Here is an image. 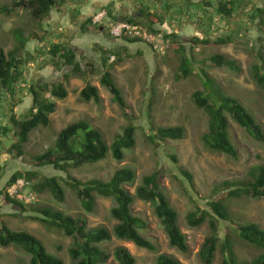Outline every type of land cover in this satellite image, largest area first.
Masks as SVG:
<instances>
[{"label":"rangeland","instance_id":"1","mask_svg":"<svg viewBox=\"0 0 264 264\" xmlns=\"http://www.w3.org/2000/svg\"><path fill=\"white\" fill-rule=\"evenodd\" d=\"M56 1L58 4L62 2V0ZM141 1L143 2L141 5L145 3L146 7L158 11L160 4L158 0H152L151 4L146 0ZM207 1L216 6L217 0ZM12 2L13 0H0V7L11 5ZM74 2L77 3V0ZM83 2L84 0L76 7L79 16L82 13ZM131 3L132 1H126V10L131 9ZM168 3L175 6L173 13L176 15L182 9L193 8L191 7L192 4H184L185 0H161L162 6ZM263 4L264 0H239L236 2V11H239L233 20L235 23L227 24L215 19L219 27L217 33L213 32L216 34L215 36L228 34L232 37V42L226 45H216L214 42L209 45H200L194 53L192 52L197 64L195 63L196 69L191 76L178 78L181 75L179 68L182 64V57L176 50L181 43H184L187 49L190 46V41H184L183 34L179 35L177 46L172 45L170 40L171 43L165 53H156L150 45L141 42L139 48L141 47L143 51H149V59L146 55L148 52L140 55L138 54L139 51H135L132 53L134 57H129L137 59L129 61L131 73L128 74L129 70L126 73L119 71L116 68L117 65L112 70L116 76V84L121 89L129 107L127 115L113 101L109 90L101 85L100 79L104 73L101 64L93 59H86L83 64H93L97 72H94L96 75L91 74L88 77L89 80L83 79L80 82L85 81L86 84L91 83V81L98 82L102 87V102L100 104H96L94 101L84 102L79 94L81 89L79 82L72 83L69 80L66 86L69 87L70 97L61 101L56 100L57 111L52 115V124L49 127H39L30 134V140L23 149L25 155L18 157L17 153L12 151L13 144L17 142L16 128L13 127L9 135L0 132V192L8 179L17 171L39 172L37 180L28 182L24 179L29 184L31 193L36 192L34 186L42 183L45 177H57L58 183L65 191V200L61 202L49 192H36L38 198L29 205L37 208H50L74 218H84L87 220L88 229L103 226L113 230L117 222L111 217V209L116 206L112 198L97 197L94 213H87L75 191L64 180L66 174L53 167L37 169L32 157L43 154L54 146L63 129L81 120L90 122L93 128L99 130L109 146L112 145L117 136L124 133L126 128L133 126L136 145L132 149L125 150L123 161L115 160L112 152H110L105 160L96 164H84L79 168H69V175L82 182L93 179L109 181L118 170L129 168L135 171L136 180L132 185H125V188L132 195H135L143 178L159 171L160 185L167 194L171 206L178 213L179 226L187 236L190 254H181L169 246L167 235L155 214L154 205L137 199L132 206V212L146 222V228L142 230V234L152 242L156 249L139 248L132 242L113 237L111 241L101 245L103 249L111 253L107 264H117L112 255L118 247L127 248L136 259L137 264H156L159 256L163 254L175 257L181 264H202L199 253L206 238L211 235L209 224L207 222L200 227L191 228L186 222L187 215L198 208L209 209V203L212 200L227 192L223 189V184L243 182L252 167L264 165V142L256 141L230 117V134L237 147L238 158L235 159L207 150L202 137L208 132L209 117L205 110L196 106L194 95L197 92L208 91V87L204 85L202 67L207 70V74L218 84L217 86L221 87L224 96L233 97L242 103L257 122L263 126L264 130V92L256 84L251 73V67L254 64L264 65V25L261 24L262 20L258 19L260 16L256 15L255 17L253 15L257 11L256 9L262 7ZM68 8L71 9V7ZM138 8H140L139 5L135 6L132 11L137 12ZM211 12L213 14L214 11ZM120 14L123 12L120 11ZM125 15L127 18L129 13H125ZM250 15L255 17L253 22L249 20L252 18ZM111 19L113 20V18ZM139 19L143 23L141 26L148 29L147 20L142 15ZM172 20H176V18ZM50 21V18L45 22L35 19L26 9H20L10 16L0 15V48L4 49L6 53L14 51L18 45V40H20L17 33L21 30L27 37L31 34H39L42 42L47 46L50 43L47 35L50 37L53 35L52 26H49ZM116 24L117 22H112L107 16L99 28L102 27L106 31ZM205 24H210V21L205 20ZM249 24L252 25L247 26ZM165 38L167 37L165 36ZM36 44L41 46V40L36 41ZM34 45L29 44L27 46L28 51L25 50V53L19 52L18 54L20 57H25L27 56L26 53H29L34 56L32 57L34 60L27 61L22 67L24 76L20 78L17 84L19 87L15 89L13 103L10 104L11 96H6L4 101H0V131L9 129L6 122L13 115L19 118L17 120H24V115L33 102L32 87L39 90V87L45 83L52 85L62 81L63 73L68 71V69H64V72L58 71L51 64V59L47 55L42 58L38 57L34 53ZM95 50L96 47H94ZM95 53L99 54V60L102 63L100 58L102 54L97 51ZM184 54L188 59H191V53ZM217 54H223L238 61L240 72L231 68L204 67L209 61V57ZM189 65L191 66V64ZM124 66L125 64L122 67ZM136 74L137 79L135 80ZM44 95L46 98H50V94ZM0 97H2L1 92ZM211 101L218 103L215 98ZM169 127H183L186 132L185 138L164 141L158 139L152 141L150 139L152 131L156 132L159 128ZM78 136L80 137L78 140L83 143L84 132L79 131ZM182 171H187L192 175V182L182 174ZM13 208L6 203L5 198L0 194V222L7 223L12 230L26 231L36 235L49 253L62 258L65 264H73L69 255V249L74 242L73 237H66L62 231L54 227H47L27 219L26 217L32 214L31 208L27 214L19 213V209ZM230 208L232 211L231 223L221 222L219 224V236L223 239L225 235L230 234L234 238V248L239 259L250 261L260 253V250L238 241L237 236L235 237L236 228L234 226L253 222L264 228V200L244 199L235 205L231 204ZM222 259L223 256L218 252L214 264H221ZM30 260L31 256L19 246L8 248L0 246V264H30Z\"/></svg>","mask_w":264,"mask_h":264},{"label":"trees","instance_id":"2","mask_svg":"<svg viewBox=\"0 0 264 264\" xmlns=\"http://www.w3.org/2000/svg\"><path fill=\"white\" fill-rule=\"evenodd\" d=\"M146 1L150 2V4L153 2L152 0ZM158 2L161 4V0H158ZM236 2H239V0H217L216 6H213L207 0H204L205 9L201 13L200 20L202 34H198L190 40L189 49H187L184 43H181L178 50H176L179 56L182 57V64L179 68L181 75L178 78L181 76H191L194 69H196L197 61L192 52L194 53L200 45H209L212 42L216 45H226L232 42V37L228 34L215 36L216 34L213 32L217 33V30H219L215 19L224 21L227 24L230 22L235 23L233 20L239 11H236ZM187 3L192 4L193 11H195L194 8L197 9L199 7L198 4H193L192 0H185L184 4ZM57 4L58 2L56 0H13L11 5L0 7V15L10 16L20 9H26L30 11L35 19L45 22ZM160 4L158 11H153L149 7H146L144 3L142 5L141 15L147 20L149 31L155 33L165 31L163 33L167 39L172 41V45L177 46L179 33L176 31L169 32L167 30L169 22L174 19L173 12L175 6L172 3L165 4V6ZM184 10L182 9L179 14H186L192 21L198 20L196 16H199V13L196 12L194 14L191 9L189 12ZM212 10L214 11L213 14L211 12ZM256 10L253 15L255 17L256 15L260 16L258 19H261V24L264 25V4ZM250 17L252 18L250 19L248 17L249 20L253 22L255 17L253 18L252 15ZM93 19L94 17H91L85 21L84 25L89 31L90 28L87 26L96 29L99 28V24L96 26ZM169 19L170 21H168ZM205 20H209L210 24H205ZM113 21L119 22L114 17ZM125 21L139 26L143 24L139 17H127ZM251 25L249 24L247 26ZM21 31L17 33V37L18 39L20 37V40H18V45L14 51L6 53L4 49L0 48V92L2 96L0 97V101H4L6 96H11L10 104L14 101L15 89L19 87L17 84L20 78L24 76L22 66L27 61L34 60L32 58L34 56L29 53H26L27 56L25 57L18 56L19 52L25 53L27 46L29 44H35L38 40H41V44L43 43L39 34H31L27 37L24 31ZM111 38L114 40L112 35ZM115 40L120 42L119 48L112 47L113 50H107L108 48L105 46L101 48V66L104 73L101 76L100 83L109 90L113 101L127 115L129 107L127 106L121 89L116 84L112 70L115 65H119L126 59V56L124 57V54L120 50L121 48H127L124 44H141L142 41L131 38ZM138 51V54H144L143 50L139 49ZM187 52L191 53V59L185 56L184 53ZM34 53L40 58L47 55L51 59V64L58 71L64 72V69H68V71L63 73L62 81L52 85L45 83L39 87V90L32 87L33 102L32 106L25 113L24 120H17L19 118L13 115L6 122L9 129L0 131L2 134L9 135L13 127L17 129L15 133L17 142L13 144L12 151L16 152L18 157L25 155L23 150L24 145L29 142L30 134L34 130L39 127H49L52 124V115L57 111L56 100L61 101L68 97L66 83L72 78L89 80L88 77L91 74L96 75L94 72H97L93 64H83L85 58L78 57V54L66 45L48 44L46 46L43 43V45L34 49ZM127 55L134 57L130 52ZM112 56H115V62L113 61L109 64ZM208 60L204 67L231 68L236 72H240L238 61L230 59L223 54L210 56ZM263 66L260 63L254 64L251 67V73L256 84L264 92ZM201 73L203 74L204 85L208 87V91L195 93L194 102L197 107L205 110L209 117L208 132L202 137L205 148L215 153L224 154L235 159L238 158V150L230 134V117L256 141L264 142L263 126L257 122L243 104L233 97L224 96L221 87L217 86L218 84L207 74V70L202 67ZM44 94H50V98H46ZM80 97L84 102L94 101L96 104L102 102L98 87L92 85L90 82L82 89ZM213 98L217 99L218 103H212L211 100ZM79 131L84 132L85 139L83 143L78 140L80 138L78 136ZM134 133L135 128L129 126L109 146L104 141L103 135L99 130L93 128L90 122L81 120L63 129L59 133L54 146L50 147L43 154L32 157L35 163L34 166L37 169L53 167L66 174L64 180L75 191L77 198L87 213H94L97 197L112 198L116 206L111 209V217L117 222L113 230H109L103 226L88 229L87 220L84 218H74L60 211H53L45 207H32L18 200L11 199L8 194V189L20 179H26L28 182L37 180L39 172L36 171L15 172L8 179L0 194L5 198L7 204L14 207L13 209H19V213L27 214L28 210L32 207V214L27 216V219L39 222L47 227H54L62 231L66 237H73V246L69 249V255L73 264H107L111 253H108L101 245L111 241L113 237L132 242L139 248L156 249L152 242L142 234V230L146 228V222L132 212V206L137 199L154 205L155 214L167 235L169 246L181 254L189 255L190 247L187 236L179 226L177 211L171 206L167 194L160 185L159 171L145 176L141 186L137 188L135 195H132L125 188V185H132L136 180L135 171L129 168L118 170L109 181L93 179L82 182L69 175V168H79L84 164H96L105 160L110 152H112L115 160L123 161L125 158V150L132 149L136 145ZM185 136L186 132L183 127H169L159 128L156 132L152 131L150 139L152 141H155V139L163 141L167 139L182 140ZM182 174L192 182L193 178L189 172L182 171ZM223 185V189L227 192L217 199L212 200L209 203V209L202 210L198 208L196 211L190 212L186 217L187 225L191 228L200 227L207 222L209 224L211 235L206 238L199 253L200 262L202 264H214L216 254L220 252L223 256L221 264H264V228L253 222L234 226L236 228L235 237L237 236L238 241L260 250V253L248 261L239 259L234 248V238L230 234L225 235L223 239L220 238L218 227L221 222L231 223V204L235 205L241 200L250 198L264 200V165L252 167L248 172L246 180L243 182L236 184L225 183ZM34 190L38 193L49 192L61 202L65 200V191L58 183L57 177L54 176L45 177L42 183L34 186ZM0 246L4 248L11 246L21 247L31 256L30 264H65L62 258L49 253L43 242L36 235L26 231L12 230L7 223L2 221L0 222ZM112 256L117 264H137L136 259L125 247L116 248ZM156 264H181V262L173 256L163 254L159 256Z\"/></svg>","mask_w":264,"mask_h":264},{"label":"crops","instance_id":"3","mask_svg":"<svg viewBox=\"0 0 264 264\" xmlns=\"http://www.w3.org/2000/svg\"><path fill=\"white\" fill-rule=\"evenodd\" d=\"M126 1L128 2V0H91V1L84 0V2L82 3V7H81L82 13L80 16L77 13L78 10H76V7L80 2H82V0H77V3H75L74 0H67L64 2L62 1L60 4H57V6L53 8L51 15L48 17L51 20L49 23V26H52V33H53L52 37H50V35H47L46 33L47 37H49V42H50L49 44H59V45L69 46L78 54V57L85 58V60L93 59L101 64V61L99 60V54L98 53L96 54L95 52L97 51L101 53V48L103 46H105L108 49L112 47L113 48L118 47L120 42L115 39L112 40L111 32L109 31L111 30L110 27L108 30L105 31L103 28L96 29L94 27L91 28V26H87L90 28V31H89L84 25L85 21L88 18L94 17L96 14L102 11L107 12L108 18L112 22L113 20L111 18L113 17L119 22L124 21L125 17L127 16L125 15V13H129L128 17H131V18L139 17L140 18L141 9L143 8V6L141 5L142 1L141 0H129V2L132 1L131 3L132 6L129 11L125 9ZM192 1H193V4H198L199 6L197 9L194 8L195 11L191 9L194 14L196 12L200 14L199 16H196L198 20L192 21V19L188 18L186 14L176 15L175 13H173L174 19L176 18V20H171L169 22L170 24L167 26V30H169V32L176 31L180 33L179 35L183 34V37H185L184 41L186 42L190 41L196 35L202 34V31L200 29V23H201L200 20H201V13L205 9V3H204V0H192ZM137 5H139L140 7L138 8L139 10H137V12H134V10L132 11V9H134L135 6ZM68 7H71V9H69ZM189 10L190 9H186L184 11L189 12ZM120 11H122L124 15L123 14L119 15ZM105 19L102 22H104ZM185 35H188V36H185ZM41 45H43V43ZM124 45H126L127 48L126 49L121 48L120 50L122 54H124V57L126 56V59L122 63L117 65L116 68L119 71L126 73L127 70L131 69V65L129 61L136 59V58H129V56L127 55L128 52L132 54L135 51H138L139 49H141V47L139 48L140 46L139 43H133V44L126 43ZM33 47L34 49H36L39 46L35 43ZM94 47H96L95 51H94ZM127 49L128 51H126ZM144 52H148L146 53V55H147V58L149 59V54H150L149 51L144 50ZM112 62L113 61L110 60L109 64ZM123 64H125L124 67H122ZM125 68L127 69L124 70ZM129 73H131L130 70L128 74ZM136 73H139V72H136ZM113 75L116 80V76L114 73ZM136 76L137 74L135 75V80L137 79ZM127 77H130V75H127ZM81 80L83 79H80V78L71 79L72 83L79 82V85L81 86L80 92L86 86L85 81H83L84 82L83 83V82H80ZM91 83L92 85L98 87L99 94L100 96H102L101 95V90H102L101 85L98 84V82H94V81H91ZM66 88L68 90V98H69L70 97L69 87L66 86Z\"/></svg>","mask_w":264,"mask_h":264},{"label":"built area","instance_id":"4","mask_svg":"<svg viewBox=\"0 0 264 264\" xmlns=\"http://www.w3.org/2000/svg\"><path fill=\"white\" fill-rule=\"evenodd\" d=\"M106 13L99 12L94 16V24H101ZM111 35L114 39L131 38L139 39L142 42L150 45L156 53H165L171 41L165 38L163 33L151 32L142 26L129 23L127 21L118 22L111 30ZM115 60V56L111 57V61ZM29 184L24 180H19L8 189V194L12 199L29 204L36 200L37 196L34 193L27 191Z\"/></svg>","mask_w":264,"mask_h":264},{"label":"clouds","instance_id":"5","mask_svg":"<svg viewBox=\"0 0 264 264\" xmlns=\"http://www.w3.org/2000/svg\"><path fill=\"white\" fill-rule=\"evenodd\" d=\"M103 12V11H102ZM104 12H106V11H104ZM106 14H107V12H106ZM108 16V14L106 15V17ZM106 17H104L103 19H105ZM103 21V20H102ZM116 59V58H115ZM115 61V60H114ZM20 180H24V179H20ZM19 181V180H18ZM12 187V186H11ZM27 191H29V187L27 188ZM29 192H31V191H29ZM36 192H34V194H35ZM37 196V195H36ZM10 197V196H9ZM11 198V197H10ZM38 198V197H37ZM12 199V198H11ZM15 200V199H14ZM20 202V201H19ZM23 203V202H22ZM33 203V202H32ZM24 204H26V203H24ZM30 204V203H29ZM29 204H27V205H29Z\"/></svg>","mask_w":264,"mask_h":264}]
</instances>
